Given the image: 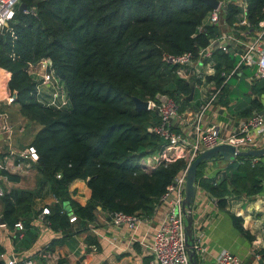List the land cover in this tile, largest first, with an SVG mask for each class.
Returning <instances> with one entry per match:
<instances>
[{"label": "trees", "instance_id": "trees-1", "mask_svg": "<svg viewBox=\"0 0 264 264\" xmlns=\"http://www.w3.org/2000/svg\"><path fill=\"white\" fill-rule=\"evenodd\" d=\"M21 4L26 6L24 11L18 10ZM263 9L264 0H252L253 23L262 17ZM209 10L201 0H18L14 17L0 31V70L7 74L10 95L16 93L13 103L22 117L40 126L29 147L37 155L39 186L47 185L56 201L47 207L51 230L69 235L74 223L77 230L87 228L98 207L109 218L115 213L142 220L155 216L160 198L186 162L180 159L143 171L139 162L159 153L164 142L149 132L157 123L156 114L136 109L133 99L167 95L179 105V112L186 110L189 83L164 58L196 54L208 45L217 29L207 26L199 33L198 27ZM234 14L235 9L229 7V24ZM43 59L51 61L63 85L69 102L66 108L47 107L35 97L37 83L26 69ZM212 59L216 71L207 81L220 87L221 72L230 71L238 59L221 51H214ZM240 72L242 76L234 78L245 100H234L236 88L225 85L217 102L246 119L264 111V79L249 83L245 69ZM197 97L195 91L191 102ZM226 164L215 176H207L208 164L203 163L196 174V185L215 199L222 212L227 197L252 199L262 192L264 181L260 160L244 157ZM0 175L8 182L19 181L5 169ZM75 180L84 181L91 192L85 206L71 199L69 186ZM35 194L12 189L0 197V219L14 232L15 251L29 249L37 240ZM70 214L76 218L73 223ZM229 216L236 230L251 240L241 226L242 219ZM18 223L20 232L15 227ZM88 241L97 250V244L91 238ZM5 252L0 240V256ZM257 254L264 260V249ZM143 264H149L148 260Z\"/></svg>", "mask_w": 264, "mask_h": 264}, {"label": "built area", "instance_id": "built-area-1", "mask_svg": "<svg viewBox=\"0 0 264 264\" xmlns=\"http://www.w3.org/2000/svg\"><path fill=\"white\" fill-rule=\"evenodd\" d=\"M251 2L252 0H217V7L209 10L203 23L198 27L199 33H204L207 26L217 29L208 45L199 48L196 54L187 52L164 58L166 63L176 67L179 78L187 83H194L195 91L202 97L193 111L186 109L179 112V105L167 95L158 94L153 100L146 101V111L154 113L157 111L155 113L157 123L149 128V132L161 138L164 144L159 153L145 157L139 162L143 171L150 172L160 164H170L180 159L186 162V168L174 177L160 198L158 209L163 208L164 212L162 220L154 230L149 246L152 264H191L185 243L187 211L183 210L182 206L185 198L186 174L190 163L204 150L218 145H230L236 152L261 148L257 135L264 127V111L253 113L227 135L223 134L219 126L204 125L206 115L217 102L221 89L228 85L235 74L240 77L241 68L249 72L246 78L249 83L264 79V9L262 17L253 23L250 19ZM17 5L18 0H0V31L14 17ZM229 7L235 9L231 24L226 20ZM214 51L231 54L238 59L230 71L221 72L220 76L224 78V81L220 87H216L212 81H207V77L213 76L216 71V63L212 59ZM26 71L36 80L35 97L38 102L56 109L68 106L66 92L55 76L49 59L30 64ZM206 93L210 94L205 98ZM10 99L12 101V97ZM27 154H21L20 157L37 161L33 148L29 147ZM254 159L260 160L264 165V157ZM196 190V196L198 192L205 194L197 185ZM3 194L4 189L0 185V197ZM211 201L217 207L215 199L211 198ZM195 211L193 205V216ZM48 214L47 207L42 208L39 213L40 221L46 227L49 225L46 220ZM201 215L202 212H199V216ZM75 221V216L70 214L69 222ZM151 221L153 218L142 220L137 216L124 213L110 215L112 225L125 227L129 231L136 230L141 222ZM15 227L19 232L22 231L20 223ZM0 229H7L4 223L0 224ZM202 240V231L199 229L193 231L191 247L198 261L205 253ZM215 260L216 264H244L237 256L226 250L220 251ZM4 264L36 263L33 260L17 263L16 259L11 257L6 258Z\"/></svg>", "mask_w": 264, "mask_h": 264}, {"label": "crops", "instance_id": "crops-1", "mask_svg": "<svg viewBox=\"0 0 264 264\" xmlns=\"http://www.w3.org/2000/svg\"><path fill=\"white\" fill-rule=\"evenodd\" d=\"M0 77L3 79L0 82V170L5 169L19 177L18 182L12 183L0 175V185L6 192L12 189L35 191L32 209L38 213L33 221L38 228V237L29 249L15 251L11 241L14 232L0 229V240L6 251L0 256V261L4 264L6 258L13 257L17 263L33 260L36 264H143L147 259L152 264L149 246L154 230L163 218V208L158 209L153 221L141 222L134 231L112 225L109 215L99 207L87 228L77 230L74 223L69 235L44 226L40 221V210L56 201L47 185L39 186L36 161L20 157L21 154L28 155L30 142L40 126L22 117L19 106L10 99L12 95L7 88V74L3 70H0ZM261 99L264 110V96ZM244 120L236 112L216 102L208 111L204 125L219 126L227 135ZM257 139L259 146L263 147L264 127L258 132ZM207 164L206 175L215 176L219 168H213L212 163ZM225 164L222 168H225ZM69 192L71 199L81 206H85L91 196L82 180L73 181ZM194 208L193 231H202L205 247L199 264H216L215 259L222 250L237 256L244 264H264L257 254L264 249V181L262 192L252 199L241 195L227 197L225 212L217 210L211 198L200 192L195 197ZM199 212H202L201 216ZM229 214L242 219L241 226L252 236L251 240L236 230ZM90 238L97 244V250L90 246Z\"/></svg>", "mask_w": 264, "mask_h": 264}, {"label": "water", "instance_id": "water-1", "mask_svg": "<svg viewBox=\"0 0 264 264\" xmlns=\"http://www.w3.org/2000/svg\"><path fill=\"white\" fill-rule=\"evenodd\" d=\"M208 8L215 9L217 7V0H201ZM26 6L24 4L19 5L18 10L24 11ZM191 94L188 100L191 101L194 95V83H189ZM16 98V93L12 94V101ZM136 109L147 110V102L138 98L133 99ZM157 113V111L155 112ZM250 157V158H262L264 157V146L256 150H248L244 152H236L235 148L230 145H218L209 150H204L200 153L189 165L186 174L185 184V198L183 201V210L186 212V226H185V243L188 247V256L191 264H199L195 253L191 247L192 235H193V214L192 209L196 197V174L198 167L203 163H214V162H226L234 163L239 158ZM225 177V173H223ZM0 224H3L0 219Z\"/></svg>", "mask_w": 264, "mask_h": 264}, {"label": "rangeland", "instance_id": "rangeland-1", "mask_svg": "<svg viewBox=\"0 0 264 264\" xmlns=\"http://www.w3.org/2000/svg\"><path fill=\"white\" fill-rule=\"evenodd\" d=\"M3 78H4V74H3ZM3 79H2V77H0V82L2 81ZM248 84V83H247ZM228 87L229 88H236L235 89V92H234V94H233V99L235 100V99H243V100H245V98L243 97V95H242V87L239 85V80L238 79H235V78H232L230 81H229V83H228ZM211 93V92H210ZM210 93H206V95H205V98L210 94ZM201 99H202V97L200 96V94H198V97H197V99L196 100H193V102H191V101H189V106H187V110L188 111H193V109L194 108H196L197 107V103H200V101H201ZM191 102V103H190ZM216 102V101H215ZM192 106H193V108H192ZM195 106V107H194ZM226 162H224V164H225ZM224 164H220L219 162H214V163H212V167L213 168H222V167H224ZM225 165H227V164H225ZM3 187V186H2Z\"/></svg>", "mask_w": 264, "mask_h": 264}]
</instances>
